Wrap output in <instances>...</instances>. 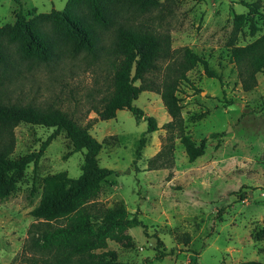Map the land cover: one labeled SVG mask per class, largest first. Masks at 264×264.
I'll return each instance as SVG.
<instances>
[{"label": "rangeland", "instance_id": "374dc122", "mask_svg": "<svg viewBox=\"0 0 264 264\" xmlns=\"http://www.w3.org/2000/svg\"><path fill=\"white\" fill-rule=\"evenodd\" d=\"M158 1L150 11L129 13L130 22L169 33L175 52L189 47L219 76L208 77L201 64L186 73L176 92L182 131L177 123L165 127L171 116L160 95L150 90L139 93L133 105L144 116L155 117L157 130L145 133L147 122L136 120L127 109L99 119L92 109L111 87L108 58L101 51L72 52L75 35L53 19L39 25L60 53L53 60L21 55L17 43L2 38L9 59L0 62V102L61 110L102 143L99 164L113 173L95 200L107 207L123 204L144 225L127 230L130 247L108 240L107 248L114 249L119 260L143 263L155 253L159 238L158 247H165L167 254L149 264H191L192 255L195 264H264V72L257 73L256 86L245 91L230 57L234 43L245 45L264 32V0ZM240 1H257L263 15H255L259 30L253 36L245 24L233 39V14L248 11ZM66 2L0 0V26L13 23L19 9L31 19L61 11ZM100 36L106 46L114 33L108 29ZM169 63L161 61L151 76L160 80ZM13 131L15 158L37 151L53 128L20 122ZM181 133L195 144L205 143L203 154L193 161L180 143ZM142 135L145 145L136 158ZM84 152H71L59 132L36 167L29 163L16 189L0 199V264H32L46 256L30 246L28 230L37 222L30 211L39 201L43 177L59 171L79 176Z\"/></svg>", "mask_w": 264, "mask_h": 264}, {"label": "trees", "instance_id": "16d2710c", "mask_svg": "<svg viewBox=\"0 0 264 264\" xmlns=\"http://www.w3.org/2000/svg\"><path fill=\"white\" fill-rule=\"evenodd\" d=\"M240 2L248 11L247 15L233 14V39L242 32L245 24L253 36L259 30L255 15H263L257 1ZM159 4L158 0H67L61 11L38 13L31 19H26L19 9L13 23L0 26V62H8L9 59L2 48V38L6 36L10 42L17 43L21 55L41 61L57 58L59 51L39 26L53 19L75 35L76 40L70 49L72 52L101 51L108 58L112 70L111 87L101 97L99 105L92 109L99 119L114 118L117 110L127 109L136 120L147 122L145 133L157 130L155 117L144 116L143 111L133 105L139 93L150 90L160 95L165 110L171 116V121L165 123V127L177 123L182 131L176 92L179 84L187 79L186 73L201 64L208 77L219 76L208 68L203 56L189 47L183 46L175 54L177 51L171 48L169 33L130 22L129 13L147 12ZM108 29L113 30L114 37L105 46L101 44L100 33ZM230 57L242 89H252L257 84L256 74L264 72V32L245 45L234 43L230 47ZM161 61L170 62L167 65L169 71L157 80L151 75L160 70ZM20 122L51 127L53 131L37 151L12 158L15 144L13 129ZM59 132H63L68 139L71 152L85 149L81 173L77 177H70L66 171H59L43 177L39 201L30 211L37 222L31 225L28 234L30 246L46 256L32 264H127L118 259L114 249L107 248V242L111 240L123 247H130L132 237L127 230L144 225L136 215H129L123 204L107 207L95 200L102 182L107 180L113 170L99 164L98 154L102 143L90 134L87 127L65 112L0 102V199L6 198L16 189V183L29 163L36 167L44 149ZM179 138L189 161L203 154V140L195 144L184 133ZM144 145L145 136L142 135L135 149L136 158L140 157ZM158 245H162L159 238L153 256L139 264L162 260L167 254L166 249H159ZM190 260L191 264H195L196 256L192 255Z\"/></svg>", "mask_w": 264, "mask_h": 264}]
</instances>
